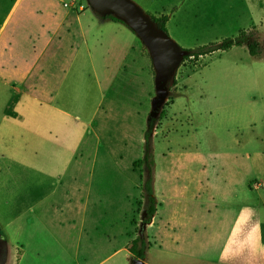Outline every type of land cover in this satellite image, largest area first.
Listing matches in <instances>:
<instances>
[{"label": "rangeland", "instance_id": "374dc122", "mask_svg": "<svg viewBox=\"0 0 264 264\" xmlns=\"http://www.w3.org/2000/svg\"><path fill=\"white\" fill-rule=\"evenodd\" d=\"M130 1L146 15L168 16L166 34L181 49L225 39L241 43L197 62L185 60L169 86L164 118L152 134L156 213L143 229L145 264H227L239 257L263 264L264 0ZM12 16L23 18L12 49L29 64L41 52L46 18L63 27L78 17L109 21L86 0H0V36L10 35ZM98 25V43L87 36L91 65L83 61L76 69L58 61L38 71L57 88L62 108L93 122L65 178L60 184L40 180L19 164L0 161V195L8 198L0 199V212L6 222L23 213L16 224L0 227V264H130L135 257L128 249L143 218L145 172L138 162L155 97L154 70L126 25ZM71 42L76 46L77 36ZM253 42L255 57L247 50ZM69 54L65 49L62 58ZM17 56L0 54V70L8 76L0 87L2 116L12 114L16 81L27 77L8 79ZM121 59L125 72L117 71ZM12 142L24 148L23 136ZM10 150L0 152L11 156ZM49 153L42 168L56 175L58 149Z\"/></svg>", "mask_w": 264, "mask_h": 264}, {"label": "crops", "instance_id": "0c3cea01", "mask_svg": "<svg viewBox=\"0 0 264 264\" xmlns=\"http://www.w3.org/2000/svg\"><path fill=\"white\" fill-rule=\"evenodd\" d=\"M137 1L145 6L141 0ZM82 18L78 17L71 22H67V26L65 27H63V23L61 22L57 23L52 18H46L44 21L45 31L42 36V49L40 54L32 55L31 60L33 62L31 64H29V61H20V58L15 53L16 51H14L15 49H12L14 46L12 47L11 44L12 34L16 27L22 24L23 18L12 16L10 22H13L14 25L11 28L10 35L4 36V34H1L0 36V54L17 56L16 59L20 61L17 62L15 73L8 79L14 81L16 77H22L23 73L27 75L26 79L22 82L16 81L18 85L14 88L16 90V101L12 107V114L7 116L0 115V151L4 152L8 148L11 149L10 152L12 153L11 156H4L0 152V161H11L14 164H19L21 167L28 169V174H35L40 180L49 179L53 181V178L55 180L54 182L59 184L65 178L76 156H78L82 142H84L85 136L89 132L87 127L90 126L91 128L93 122L87 124L75 112L62 108L57 103L58 100L60 101V93L55 90L57 88H50L51 85L38 74L43 71L42 66L50 62H53V65H56L58 61V65L68 62L69 66L73 65L76 69H83V61L86 66L91 65L90 50L87 47L88 34L95 35L92 40L98 43L97 33H95V29L98 31V24L100 27L111 25L122 26L120 23H113L111 21L99 22L96 18L87 21V19ZM76 36L78 43L76 46L70 45L72 43L71 40ZM64 40H66V43H64ZM67 48H69L70 54L67 59H63L64 51L65 49L67 51ZM84 49L87 55H84ZM122 60L119 61L117 68L119 72H125L124 66L121 65ZM0 72H2L0 74V87H2L4 78L8 76H5L6 71L0 70ZM112 102L114 103V100ZM107 113H103V117L108 118L109 114ZM14 135L23 136L24 148L18 149L15 142L10 144V139H13ZM50 147L58 149V156L54 158V162H59L60 170L56 175H50L48 170L42 168L48 166L47 163L51 161L50 158H47L50 154ZM18 150L23 151V153L19 157H16L14 154L18 155ZM0 169L2 168L0 167ZM3 196L0 195L1 200H8L6 196ZM33 210L34 206L27 212L33 213ZM22 216V212L15 214L9 222H6L4 213L0 212L1 229L4 230L8 226L16 224ZM83 224L84 222L80 220L78 240L82 237ZM25 225L27 227L30 226L27 224V220L25 221ZM259 251L261 254H264V243L260 245ZM230 259L227 264H246L242 260L243 257L235 260Z\"/></svg>", "mask_w": 264, "mask_h": 264}, {"label": "water", "instance_id": "95a60500", "mask_svg": "<svg viewBox=\"0 0 264 264\" xmlns=\"http://www.w3.org/2000/svg\"><path fill=\"white\" fill-rule=\"evenodd\" d=\"M98 15H112L122 21L147 49L154 70L155 97L149 115L158 113L166 103L169 86L188 51L181 49L130 0H86ZM130 264H145L132 258Z\"/></svg>", "mask_w": 264, "mask_h": 264}, {"label": "trees", "instance_id": "16d2710c", "mask_svg": "<svg viewBox=\"0 0 264 264\" xmlns=\"http://www.w3.org/2000/svg\"><path fill=\"white\" fill-rule=\"evenodd\" d=\"M104 18L108 19L113 23H121L124 24L119 19L115 18L112 15H104ZM148 17L152 20V22L163 32L166 31V24L168 22V16L161 15L159 17L150 16ZM125 25V24H124ZM237 45L240 46L241 43L239 41H233L231 39H225L219 44H209L206 46H201L195 48L193 50H187L188 55L184 57L185 60H192L193 62H197L200 58L205 57L207 55H211L214 52L218 51H228L232 48V46ZM248 54L251 57H255L258 54V44L253 42L247 45ZM175 84V80L172 82V86ZM164 118V112L161 109L158 113L154 115H149L147 118V128L144 132L143 141H144V150L143 157L138 162L139 165L144 167L145 176H143V186L141 194V198L143 200L142 207L143 210L141 212L140 220V228L138 230V235L136 239L132 242V246L128 249L131 254H133L136 258L143 259L144 257V242L142 241L143 229L151 222V219L156 213V199L153 194L152 189V179H153V157H152V134L155 129L157 122Z\"/></svg>", "mask_w": 264, "mask_h": 264}, {"label": "built area", "instance_id": "2783aa9c", "mask_svg": "<svg viewBox=\"0 0 264 264\" xmlns=\"http://www.w3.org/2000/svg\"><path fill=\"white\" fill-rule=\"evenodd\" d=\"M70 0H65V4L69 3Z\"/></svg>", "mask_w": 264, "mask_h": 264}]
</instances>
